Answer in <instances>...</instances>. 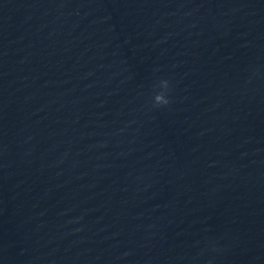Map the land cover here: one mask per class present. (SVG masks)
I'll return each mask as SVG.
<instances>
[{
	"label": "water",
	"instance_id": "1",
	"mask_svg": "<svg viewBox=\"0 0 264 264\" xmlns=\"http://www.w3.org/2000/svg\"><path fill=\"white\" fill-rule=\"evenodd\" d=\"M0 264H264V0H0Z\"/></svg>",
	"mask_w": 264,
	"mask_h": 264
},
{
	"label": "clouds",
	"instance_id": "2",
	"mask_svg": "<svg viewBox=\"0 0 264 264\" xmlns=\"http://www.w3.org/2000/svg\"><path fill=\"white\" fill-rule=\"evenodd\" d=\"M159 84H161L163 86L162 91L159 92L156 96H155V103L154 105L156 106H164V105H168L170 103V100L166 94L167 89L169 87V82L166 79H161L159 81Z\"/></svg>",
	"mask_w": 264,
	"mask_h": 264
}]
</instances>
